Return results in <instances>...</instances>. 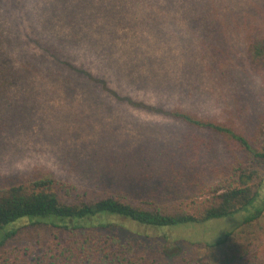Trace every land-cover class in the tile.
Instances as JSON below:
<instances>
[{"label": "rangeland", "instance_id": "rangeland-1", "mask_svg": "<svg viewBox=\"0 0 264 264\" xmlns=\"http://www.w3.org/2000/svg\"><path fill=\"white\" fill-rule=\"evenodd\" d=\"M2 5L16 63L31 62L38 69L21 92L30 98L24 101L27 121L0 138V187L49 171L58 178L62 199L70 202L123 193L130 202L150 207L146 203L154 199L164 205L192 204L203 184L228 177L223 166L214 171L216 165L209 164L199 182L182 187L139 172L126 178L116 159L108 171L106 160L91 155L109 148L126 152L185 130L152 107L183 108L252 133L264 113V72L241 49L240 29H246V21L257 14L255 6L264 0H2ZM197 15L204 16L205 23H194ZM226 31L239 48L231 50L230 58L221 54L228 50L222 40ZM213 55L221 60L219 77L209 70ZM125 100L142 103L144 109ZM102 102H113L115 109L100 116L88 105ZM249 117L255 123L250 124ZM239 156L244 165L252 163L246 155ZM253 168L264 175V164L254 163ZM250 214L248 209L174 229L166 248L174 252L180 245L188 253L163 262L206 257L199 256L205 252L202 244L234 232L231 245L236 247H230L239 254H257L264 264V212L245 224ZM16 226L18 235L0 248V256L47 248L54 240L55 231L46 225L23 220Z\"/></svg>", "mask_w": 264, "mask_h": 264}, {"label": "trees", "instance_id": "trees-1", "mask_svg": "<svg viewBox=\"0 0 264 264\" xmlns=\"http://www.w3.org/2000/svg\"><path fill=\"white\" fill-rule=\"evenodd\" d=\"M255 11L257 14L253 19L246 21V29L242 27L243 32L240 29V45L255 67L264 72V5L255 6ZM6 16L7 11L0 0V138L27 121L24 111L29 109L24 101L30 98L21 92L30 85L29 79L38 69L31 62L16 63L11 54V40L6 33ZM225 17H229L228 14ZM224 19L228 21L229 18ZM194 23H205L204 16L197 15ZM216 33L220 36L221 29L218 28ZM230 39L229 32L222 39L228 50H221V54L228 58L231 50H239L230 43ZM220 62L213 55L209 67L218 77L217 69L222 67ZM94 101L98 103L99 100ZM125 101L144 109L142 103ZM103 102L98 107L88 105L100 116L115 109L113 102L107 105ZM151 109L183 125L185 130L172 133L170 139H149L126 152L117 153L109 148L107 152L93 150L91 156L98 155L100 161L106 160L108 171H111L110 162L116 159V165L126 178L139 172L163 177L169 183L182 184V187L186 182L189 187L199 182V178L209 171V164L216 165L214 171H220V166H223L228 177L214 184H203L192 204L164 205L154 199L145 202L150 207L130 202L123 193H111L99 200L70 202L62 199L57 188L58 178L49 171L2 186L0 248H6L18 235L20 228L16 224L23 220L30 221L31 225H46L55 232L54 240L47 248L25 249L0 256V264H167L188 253L186 247L180 245L174 252L165 246L173 236L170 233L180 226L203 224L248 209L251 214L245 224L259 219L264 212V175L260 176L253 165L264 164V113L258 124L252 126V133H245L216 119L200 118L183 108L164 110L166 108L160 106ZM248 119L250 124L255 123L252 117ZM240 154L246 155L252 163L244 165ZM234 235V232H229L217 241L202 244L205 252L202 255L199 252V256L206 257L189 255L191 257L179 264H236L237 260H240L239 264H259L257 254L248 250L239 254L235 243L231 245ZM163 259L167 262L164 263Z\"/></svg>", "mask_w": 264, "mask_h": 264}]
</instances>
